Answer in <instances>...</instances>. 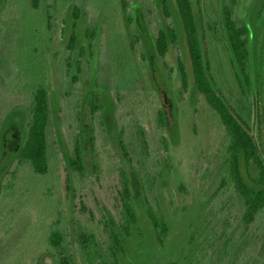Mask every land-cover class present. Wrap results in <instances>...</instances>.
Segmentation results:
<instances>
[{"label":"rangeland","instance_id":"1","mask_svg":"<svg viewBox=\"0 0 264 264\" xmlns=\"http://www.w3.org/2000/svg\"><path fill=\"white\" fill-rule=\"evenodd\" d=\"M193 1L201 10L214 85L250 121L254 86L247 88L238 78L223 37L227 0ZM167 3L168 16L159 0H41L38 10L29 0H0V264H53L45 240L55 222L75 264H85L74 242L76 226L96 236L102 258L94 264H264V209L244 225L242 200L224 174L221 121L192 84L174 1ZM74 14L76 39L69 44ZM233 18L248 29L253 63L263 67L264 0H236ZM168 25L178 43L160 57L154 42ZM177 56L188 73L184 93ZM40 85L48 90L51 110L45 175L16 163L30 94ZM96 90L103 108L91 115ZM159 109L164 125L158 123ZM120 130L134 172L119 148ZM76 135L82 173L69 165ZM261 145L264 156L263 139ZM125 171L139 226L129 236L117 226L116 190ZM147 207L166 221L161 245ZM102 218L123 240L124 252L115 257Z\"/></svg>","mask_w":264,"mask_h":264},{"label":"trees","instance_id":"2","mask_svg":"<svg viewBox=\"0 0 264 264\" xmlns=\"http://www.w3.org/2000/svg\"><path fill=\"white\" fill-rule=\"evenodd\" d=\"M184 35V42L189 59L192 84L204 102L214 110L223 127L226 137L224 147L225 163L224 174L232 189L242 200L244 225L251 224L259 211L264 209V156L262 139L264 140V66L253 63V53L249 49L247 37L248 29L245 25L237 27L233 18V9L236 0L224 1L222 6V24L224 39L228 44L238 78L245 87L254 86V112L250 121L244 120L222 96L214 85L209 73L203 49V36L201 34V10L195 8L193 0H173ZM160 5L167 13V0H159ZM34 10L40 8L41 0H29ZM78 14H74L73 32L69 44L75 42V28ZM178 43V35L172 25L161 28L155 38L154 47L160 57H164L170 47ZM89 46L91 42L88 41ZM176 68L179 74L181 91L188 88V73L181 56H177ZM250 79V80H249ZM103 108L102 97L98 90L93 91L89 101L91 115ZM28 121L24 140L16 156L18 165L27 164L38 175H45L48 170L47 162V132L51 124V110L49 93L45 86L40 85L30 94L28 104ZM158 123L164 125L161 109L158 110ZM254 123V124H253ZM73 154L69 165L75 172L84 171V158L81 140L78 135L74 139ZM117 142L125 160L130 163V157L123 138V132H117ZM164 142V140H163ZM250 166L256 170L252 173ZM129 167L133 169L130 164ZM134 170V169H133ZM132 170V171H133ZM134 172V171H133ZM136 175V174H135ZM137 176V175H136ZM117 226L119 232L129 236L133 228L139 229L137 214L132 201V186L128 172H122L117 190ZM147 217L155 233L156 241L163 244L168 233L166 221L160 211L147 207ZM102 222L108 231L111 240V254L115 257L117 252H124V243L120 233L107 221ZM264 251V234H263ZM46 245L51 251L53 264H75L69 250L66 234L57 222L53 223L46 234ZM74 242L81 260L85 264H94L102 258V252L93 232L86 231L80 226L74 230Z\"/></svg>","mask_w":264,"mask_h":264}]
</instances>
